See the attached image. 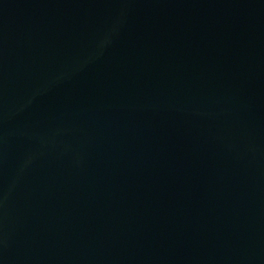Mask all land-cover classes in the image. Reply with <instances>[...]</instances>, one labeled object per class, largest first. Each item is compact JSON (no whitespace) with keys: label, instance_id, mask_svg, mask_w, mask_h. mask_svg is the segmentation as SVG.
<instances>
[{"label":"water","instance_id":"obj_1","mask_svg":"<svg viewBox=\"0 0 264 264\" xmlns=\"http://www.w3.org/2000/svg\"><path fill=\"white\" fill-rule=\"evenodd\" d=\"M0 264H264V0H0Z\"/></svg>","mask_w":264,"mask_h":264}]
</instances>
